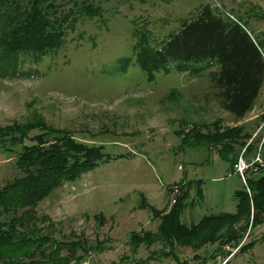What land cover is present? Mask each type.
<instances>
[{"label": "rangeland", "instance_id": "1", "mask_svg": "<svg viewBox=\"0 0 264 264\" xmlns=\"http://www.w3.org/2000/svg\"><path fill=\"white\" fill-rule=\"evenodd\" d=\"M53 2L51 15L69 18L57 45L0 66V187L29 177L44 193L0 216H23L11 239L71 241L60 254L64 264H264V192L235 196L239 176L200 146L236 130L244 138L233 152H264V85L237 119L219 105L208 76L215 66L182 73L139 61L143 47L206 5L244 24L264 56V0ZM52 151L62 157L53 168L65 176L87 168L52 186L39 177ZM178 206L186 229L174 232V247L169 239L140 245L144 233L168 229Z\"/></svg>", "mask_w": 264, "mask_h": 264}, {"label": "trees", "instance_id": "2", "mask_svg": "<svg viewBox=\"0 0 264 264\" xmlns=\"http://www.w3.org/2000/svg\"><path fill=\"white\" fill-rule=\"evenodd\" d=\"M53 8L55 10L53 0H0L1 67H16L21 54L29 51L41 55L57 45V39L62 37L63 28L69 18L65 15H51ZM139 61L148 70L164 69L169 72L173 69L182 73H200L215 66L208 72V76L217 91L219 105L237 119H243L253 109L264 85V56L260 44L239 20L217 14L208 5L202 7L195 17L182 19L177 30L156 42L155 46L143 47ZM232 131L224 138L221 136L214 139V145L200 146L217 151L218 156L230 164L233 172V164L240 153L233 152V147L244 135L236 130ZM221 141L224 142L222 145ZM55 157L52 151L50 155L42 158L39 166L43 170H40V179L52 186H58L62 179L76 177L87 168L84 165L79 172L71 170L65 176L56 170L57 167L53 168V164L62 158L54 160ZM89 165L91 162H88ZM39 183L26 177L23 180L7 182L0 187V216L18 213L39 201L44 194L40 192ZM247 185L250 189L254 187L264 192V176H250ZM242 187L235 191V196L242 193L248 195L245 187ZM198 190L200 192L201 188ZM180 193L178 198L182 200L183 191ZM178 209L179 206L174 210L171 223L164 233L146 232L141 236L140 245L150 248L157 243H169V239L174 247L173 243L179 241L180 233L186 229L179 220ZM260 210L264 212V208ZM22 219L23 216L14 215L8 221L0 220V264H64L65 260L60 254L64 247L72 245L71 241L57 243L50 238L32 240L27 236L11 239L13 227L20 226ZM207 219L203 218L200 223ZM199 227L200 224L194 225V231ZM191 228L193 226L188 227V230ZM174 232L179 235L175 236ZM51 245L54 247L51 248Z\"/></svg>", "mask_w": 264, "mask_h": 264}, {"label": "built area", "instance_id": "3", "mask_svg": "<svg viewBox=\"0 0 264 264\" xmlns=\"http://www.w3.org/2000/svg\"><path fill=\"white\" fill-rule=\"evenodd\" d=\"M233 172L239 176L242 181V186L249 190L247 179L250 176H264V152L262 148L259 147V150L252 155L247 154L246 147L242 149L237 157V160L233 164ZM173 187L174 189L172 194L177 197L179 195V188H176V186ZM175 201V197H172L171 202L175 203Z\"/></svg>", "mask_w": 264, "mask_h": 264}]
</instances>
